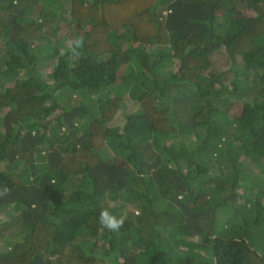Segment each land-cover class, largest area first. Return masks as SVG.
<instances>
[{
  "label": "trees",
  "instance_id": "trees-1",
  "mask_svg": "<svg viewBox=\"0 0 264 264\" xmlns=\"http://www.w3.org/2000/svg\"><path fill=\"white\" fill-rule=\"evenodd\" d=\"M0 264H264V0H0Z\"/></svg>",
  "mask_w": 264,
  "mask_h": 264
},
{
  "label": "clouds",
  "instance_id": "clouds-1",
  "mask_svg": "<svg viewBox=\"0 0 264 264\" xmlns=\"http://www.w3.org/2000/svg\"><path fill=\"white\" fill-rule=\"evenodd\" d=\"M77 47L83 46V38L80 37L76 41ZM7 191V189L5 190ZM124 220L123 218H117L107 210H102L100 214V224L102 227H105L111 231L118 232L119 229L123 226Z\"/></svg>",
  "mask_w": 264,
  "mask_h": 264
},
{
  "label": "rangeland",
  "instance_id": "rangeland-1",
  "mask_svg": "<svg viewBox=\"0 0 264 264\" xmlns=\"http://www.w3.org/2000/svg\"><path fill=\"white\" fill-rule=\"evenodd\" d=\"M132 103H133L132 101H127V102H126V104H127V106H128L129 108L132 106ZM261 250H262V249H261Z\"/></svg>",
  "mask_w": 264,
  "mask_h": 264
}]
</instances>
